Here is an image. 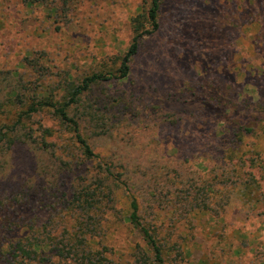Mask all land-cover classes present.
<instances>
[{"label": "rangeland", "instance_id": "1", "mask_svg": "<svg viewBox=\"0 0 264 264\" xmlns=\"http://www.w3.org/2000/svg\"><path fill=\"white\" fill-rule=\"evenodd\" d=\"M147 6L0 0V246L31 229L73 230V195L101 178L94 244L107 264H137L131 197L104 174L110 166L166 236L167 264H264V0H163L131 73L69 108L101 161L82 156L52 110L22 115L117 71ZM243 125L253 131L234 132Z\"/></svg>", "mask_w": 264, "mask_h": 264}, {"label": "trees", "instance_id": "2", "mask_svg": "<svg viewBox=\"0 0 264 264\" xmlns=\"http://www.w3.org/2000/svg\"><path fill=\"white\" fill-rule=\"evenodd\" d=\"M162 2L163 0H148L145 13L139 15V19H137L139 23L134 25L136 35L128 51L122 56L117 71L94 72L73 87L69 100L51 102L46 99H39L31 103L22 115L27 117L42 110H52L60 121L72 129L82 156L89 160L101 161L102 157L93 150L83 136L79 120L70 115L69 108L78 101L81 94L89 90L94 84L124 79L131 73V62L139 53L141 40L144 36L157 32L161 27L158 15H160ZM147 23L149 28L146 27ZM233 130L235 133L237 130L241 133L252 132L253 127L243 125L234 127ZM5 139L6 133L0 134V143ZM104 172L107 176L114 177L115 181L124 187L131 197L127 220L140 235L143 242L136 256L137 264H167L164 252L167 247L166 236L162 237L155 233V230L143 221L138 205L139 200L132 192L129 184L122 180V176L115 175L110 166H107ZM91 181L76 191L73 195V201L70 203L73 205L72 207H76L75 214H78L77 224L74 225L73 230L48 235L45 231L31 229L16 244L8 247L0 246V264H54V259L56 264H107L104 261V252L94 244V227L90 223L94 217L91 213H96L95 210L98 211L99 203H102L100 194L103 193H100V190L103 179L92 178ZM111 194L112 192L107 194L109 200L112 199ZM27 195L31 197L30 194Z\"/></svg>", "mask_w": 264, "mask_h": 264}]
</instances>
